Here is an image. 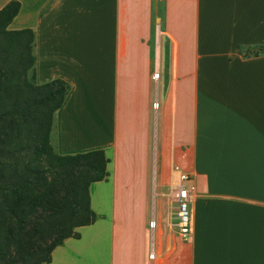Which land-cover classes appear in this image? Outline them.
Returning <instances> with one entry per match:
<instances>
[{
	"label": "crops",
	"instance_id": "1",
	"mask_svg": "<svg viewBox=\"0 0 264 264\" xmlns=\"http://www.w3.org/2000/svg\"><path fill=\"white\" fill-rule=\"evenodd\" d=\"M25 28L36 83L70 85L52 148L108 159L49 264H264V0H42Z\"/></svg>",
	"mask_w": 264,
	"mask_h": 264
},
{
	"label": "trees",
	"instance_id": "2",
	"mask_svg": "<svg viewBox=\"0 0 264 264\" xmlns=\"http://www.w3.org/2000/svg\"><path fill=\"white\" fill-rule=\"evenodd\" d=\"M20 3L0 10V264H49L54 249L91 225L90 187L105 181L103 150L61 155L51 146L70 85L37 84L35 33L9 30ZM244 57L264 46L243 48Z\"/></svg>",
	"mask_w": 264,
	"mask_h": 264
},
{
	"label": "rangeland",
	"instance_id": "3",
	"mask_svg": "<svg viewBox=\"0 0 264 264\" xmlns=\"http://www.w3.org/2000/svg\"><path fill=\"white\" fill-rule=\"evenodd\" d=\"M42 0H24L23 8L21 13L16 16L12 22V24L8 27L9 30H19L18 28L23 25L32 24L36 20V15L38 11L39 4ZM4 0H0V4H3ZM55 125L53 128V131L51 133V145L55 147L56 145V133H55ZM98 188L93 187L92 188V197L96 204L97 201H100L101 198L99 195V192L97 190ZM98 204L102 205V202H98ZM104 207V206H103ZM102 208V207H101ZM189 220H190V214H189Z\"/></svg>",
	"mask_w": 264,
	"mask_h": 264
},
{
	"label": "built area",
	"instance_id": "4",
	"mask_svg": "<svg viewBox=\"0 0 264 264\" xmlns=\"http://www.w3.org/2000/svg\"><path fill=\"white\" fill-rule=\"evenodd\" d=\"M158 76V75H154ZM158 105L155 103L154 107L156 108ZM188 180V176L182 174L180 176V181L185 182ZM193 188H186L183 185H180L176 192V199L178 202V226H179V234L182 238H186L190 234V220H189V191ZM150 225L153 227L155 225L154 222H151ZM152 257V255H151Z\"/></svg>",
	"mask_w": 264,
	"mask_h": 264
}]
</instances>
